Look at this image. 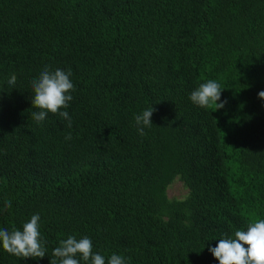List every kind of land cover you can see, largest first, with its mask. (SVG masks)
<instances>
[{
	"label": "trees",
	"instance_id": "16d2710c",
	"mask_svg": "<svg viewBox=\"0 0 264 264\" xmlns=\"http://www.w3.org/2000/svg\"><path fill=\"white\" fill-rule=\"evenodd\" d=\"M45 68L71 70L70 128L33 118ZM209 80L223 108L191 101ZM261 91L264 0H0V230L38 214L46 250L0 264H59L69 236L105 264H219L209 248L264 219Z\"/></svg>",
	"mask_w": 264,
	"mask_h": 264
},
{
	"label": "clouds",
	"instance_id": "9594fccd",
	"mask_svg": "<svg viewBox=\"0 0 264 264\" xmlns=\"http://www.w3.org/2000/svg\"><path fill=\"white\" fill-rule=\"evenodd\" d=\"M71 70L65 72L56 69L54 72L45 68L40 76L33 80L32 88L34 98L32 106L40 109L32 113L37 123L42 122L48 113L59 114L68 120V127H71V119L67 111H61L62 108L69 107V102L73 99L71 91L74 85L70 80ZM16 76L13 74L7 81L10 87H14ZM221 87L212 80L201 84L191 93L190 99L201 108L215 106L216 110L224 107V103H217L221 100ZM258 98L264 100V91L258 93ZM154 108L146 109L135 117V123L138 133L143 136L146 133L144 128L152 126L151 117ZM65 139H71L69 133ZM11 207V201L5 202V209ZM38 214H34L31 219L24 223L22 230L7 229L0 230V245L4 251L16 257L43 258L46 250L40 240ZM92 242L84 237L77 240L69 236L60 241V246L53 250V256L59 259V264H80L83 260L86 264H105V258L100 254H94L92 251ZM212 255L219 261V264H264V219L254 220L249 223L247 230H238L234 237H225L219 239V243L214 248H209ZM79 257V259L77 258ZM51 264H56L51 260ZM107 264H125L122 256L112 254Z\"/></svg>",
	"mask_w": 264,
	"mask_h": 264
},
{
	"label": "rangeland",
	"instance_id": "374dc122",
	"mask_svg": "<svg viewBox=\"0 0 264 264\" xmlns=\"http://www.w3.org/2000/svg\"><path fill=\"white\" fill-rule=\"evenodd\" d=\"M186 194L187 188L178 178H175L167 188V195L169 198L182 199L186 196Z\"/></svg>",
	"mask_w": 264,
	"mask_h": 264
}]
</instances>
